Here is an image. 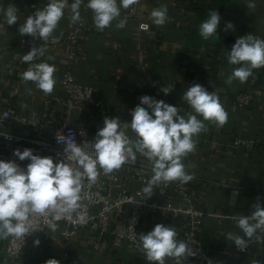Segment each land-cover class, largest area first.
I'll use <instances>...</instances> for the list:
<instances>
[{"label":"built area","instance_id":"1","mask_svg":"<svg viewBox=\"0 0 264 264\" xmlns=\"http://www.w3.org/2000/svg\"><path fill=\"white\" fill-rule=\"evenodd\" d=\"M176 0H165L164 6L174 10ZM181 1V0H179ZM74 0H68L69 5ZM83 0L80 8L81 23L71 22V12L65 10L66 22L65 33L54 35L57 40L50 38L42 41L29 35H17L14 43L0 45V83L7 94H0V161L15 162L26 171L28 160L20 161L13 155L14 150L23 152L25 149L32 150L34 155L41 157H52L53 162L66 161L64 153L65 144L74 138L78 146H83L86 151L91 152L92 143L95 142L97 132L104 127L105 118L119 117L122 123H130V120L121 115L120 108L116 104L107 102L100 97L101 82L95 72H89L84 81L78 82L72 75L73 66L82 59L83 41L90 36V27L85 21L86 13L89 11ZM145 0H138L126 10L121 19L135 24L132 35L139 40L140 34L154 35L152 43L158 46L154 30H151V19L149 12H143L142 6ZM180 12V10H179ZM168 15L165 25L174 19ZM27 16H18L15 26L21 25ZM141 24H148L145 31L140 28ZM157 34V33H156ZM44 46L47 48L45 57L40 61H48L52 56L56 68V89L58 94L45 95L36 89L34 84H27L24 90L17 88L14 81L9 82L11 71L23 72L28 66L22 62V56L26 55L33 47ZM231 51L230 49L228 50ZM10 53V58L6 57ZM202 57L214 59L217 54L203 49ZM133 64L131 67L140 73L147 66L146 54L137 49L132 53ZM38 62V61H37ZM237 66H232L230 70ZM167 83L174 82L169 75ZM141 77H137V81ZM232 88L231 109L247 113L249 107L259 103L263 97L264 89L259 87L258 74L254 71L246 83L241 84L234 81ZM164 86L157 85L152 92L154 98H165L160 90ZM27 88L32 89L29 95ZM26 97L28 106L21 107L13 101L14 97ZM34 109V110H29ZM258 130L263 129L259 125ZM128 129L126 132L128 134ZM212 130H210L211 135ZM129 135V134H128ZM263 141V137L254 133L249 138L233 136L230 141L231 147L237 150L243 158H247L251 151ZM203 143V141H202ZM203 150V149H202ZM71 163V162H69ZM151 165L146 158L137 155L133 164L126 163L119 170L110 174H101L97 181L89 183L84 181L81 192V207L71 214V217L62 216L59 221L53 219L52 213L46 217L34 216L32 232L25 238L8 237L0 239L2 245L3 264H22L21 255L30 241L41 240L43 249H59L60 264H70V256L67 252L70 246L79 258L90 254L92 260L101 254L114 256L118 254L131 253L143 259L142 264H150L137 248L139 235L152 231L157 224L168 227H176L178 239L185 241L189 248L195 253L194 256L184 258L183 264H253L259 261L264 264V254L254 250L255 245L260 244L248 242L244 250L238 249L234 242L229 245L222 243L224 232L219 238H207L203 243L202 223L205 216L198 203L202 196L200 191H195L188 184L180 182H161L153 187L152 197H144L143 189L152 179ZM223 184V183H220ZM226 187V186H223ZM219 219L233 222L240 217L233 215H217ZM55 223V230L49 227V223ZM242 238V237H241ZM243 239L247 240V237ZM220 241V242H219ZM212 252L208 254L207 249ZM107 264V263H102ZM110 264H113L112 262ZM166 264H175L169 259Z\"/></svg>","mask_w":264,"mask_h":264},{"label":"clouds","instance_id":"2","mask_svg":"<svg viewBox=\"0 0 264 264\" xmlns=\"http://www.w3.org/2000/svg\"><path fill=\"white\" fill-rule=\"evenodd\" d=\"M82 3L83 0H74L69 5L68 0H49L42 9L38 8L28 16L18 31L21 36L29 35L42 41L52 38L55 41L58 38L54 37V32L66 9L71 12L73 24L84 22L80 15ZM136 3L138 0H88L86 7L93 14L94 26L102 32L113 22H116V28L123 29L127 20L121 19V10H128ZM254 6L248 4L249 8ZM0 11H3L9 26L17 23L15 5L9 4L6 10ZM167 12V7L154 8L150 13L152 23L157 27L165 25ZM219 23L218 13L215 10L209 12L208 18L199 26L202 39L217 38ZM140 28L146 31L149 25L141 24ZM227 28L231 29L233 25L229 22ZM47 51L44 46L33 47L22 56V62L28 67L21 80L25 85L31 82L45 95H51L56 84L55 65L46 61L37 62L45 57ZM53 59L52 56L47 57L48 61ZM227 62L237 67L232 69L225 83L231 85L237 80L241 84L246 83L253 77L254 70L264 69V39L252 34L238 38L227 53ZM160 90L168 95L173 91V85L168 84ZM26 91L32 94V89L27 88ZM182 100L191 109L190 112L181 114L182 108L163 100L141 97L140 105L131 112L130 123H122L118 116L104 119V127L97 132L91 152L78 146L74 138L68 139L70 142L64 148L66 161L54 163L52 157L34 155L30 149L23 152L14 150L13 155L20 161L28 160L30 163L25 171L15 162L0 161V239L10 236L25 238L34 232V216L46 217L52 213L55 221L62 216L70 218L81 207L79 202L85 180L94 184L101 170L110 174L128 162L134 164L138 154L147 159L153 173L143 189L144 197H152L153 187L161 182L187 184L192 181L195 173L189 174L184 160L195 154L199 135L208 130L205 122L222 128L228 122V113L218 94L208 92L200 84L188 87ZM129 127L135 139L127 134ZM49 227L55 230L57 225L50 222ZM237 227L247 240L233 232L227 234V240L233 241L238 249L244 250L250 241L264 243V206L257 204L250 215H241L237 219ZM39 243V240L34 242L36 246ZM137 248L150 264H166L169 259L175 264H183L184 258L195 255L185 241L178 239L176 227L163 224H157L147 234L141 233ZM46 264L60 262L49 259ZM253 264L260 262L253 261Z\"/></svg>","mask_w":264,"mask_h":264},{"label":"crops","instance_id":"3","mask_svg":"<svg viewBox=\"0 0 264 264\" xmlns=\"http://www.w3.org/2000/svg\"><path fill=\"white\" fill-rule=\"evenodd\" d=\"M49 0H0V9L6 10L9 4L15 5L18 16H30L39 8L42 9ZM142 6L143 12H149L154 8L164 6L165 0H145ZM222 5L218 30L225 34L234 44L240 37L252 34L264 39V0H176L173 9H167L169 16L174 20L162 27L155 26L151 21V30H154L159 43L154 46L150 33L140 34L136 41L132 32L135 24L127 21L123 29L116 28V22L104 31H98L94 26L91 10L86 13L85 21L90 27V36L83 41L82 59L72 68V75L76 81L86 80L89 72L95 75L101 82L100 97L109 103L116 104L120 108L121 115L126 116L131 122V112L140 105V98L151 97L157 101L163 100L172 106L182 108L181 114L190 112L191 109L184 104L182 97L186 89L194 84L202 85L208 92L215 91L228 113V122L217 128L214 124H207V132L199 135L195 154H190L184 164L189 172L195 173V178L188 182L192 189L200 191L202 196L198 203L205 216L202 223L203 243L207 238H219L224 232V239L220 241L229 245L227 234L233 232L244 238L243 232L237 227V221L226 222L217 215L248 216L254 211V206H264V94L259 100L249 107L247 113L231 109L232 86L225 80L231 75L227 62L228 50L232 45L224 42L220 37L208 41L199 35L200 24L208 18V13ZM248 4L255 5L249 8ZM180 10V12H179ZM126 10H121V15ZM63 17L54 35L65 33L66 22ZM231 23L233 28H227ZM20 25L9 26L6 23L3 11H0V45L12 44L16 41ZM157 33V34H156ZM137 49L146 54L147 66L140 73L131 67L132 53ZM205 49L217 54L214 59L204 58L201 51ZM10 58V53L6 54ZM38 62H45L38 61ZM53 64V60L46 61ZM26 66L23 70H27ZM258 74L259 87L264 89V69L254 70ZM23 72L11 71L9 82L12 80L20 90L25 89L21 80ZM166 75L174 81L173 91L165 98H154L152 92L157 85L168 86ZM137 77H141L139 82ZM56 80V74L54 73ZM28 84H32L28 82ZM56 84L53 94H58ZM0 94L5 96L0 83ZM16 104L28 106L26 97H14ZM34 110V109H29ZM150 111V110H149ZM151 114V112H150ZM202 119V118H201ZM262 125L263 129L258 130ZM210 130H212L211 135ZM254 133L263 137L248 155H242L231 147L233 136L249 138ZM130 138L135 139L130 127ZM203 141V143H202ZM203 149V150H202ZM223 183V184H220ZM226 186V187H223ZM39 240V246L34 242ZM219 241V242H220ZM40 239L29 242L21 255L22 264H46L49 259L59 260V249L41 246ZM256 252L264 254V243L253 244ZM70 256V264H142L143 259L131 253L109 256L101 254L92 260L90 254L79 258L74 246L67 250ZM208 254L212 251L208 248ZM245 264L246 258H242ZM61 262V261H60ZM0 264L2 260V245L0 243Z\"/></svg>","mask_w":264,"mask_h":264},{"label":"water","instance_id":"4","mask_svg":"<svg viewBox=\"0 0 264 264\" xmlns=\"http://www.w3.org/2000/svg\"><path fill=\"white\" fill-rule=\"evenodd\" d=\"M221 11H222V5L219 4L216 9V12L218 13L219 16L221 14ZM217 36L220 37L224 42L231 44L232 46L234 45V43L225 34L221 33L218 29H217Z\"/></svg>","mask_w":264,"mask_h":264}]
</instances>
